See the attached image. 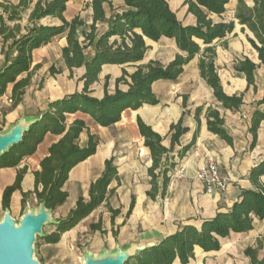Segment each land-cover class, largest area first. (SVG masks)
I'll list each match as a JSON object with an SVG mask.
<instances>
[{
	"label": "trees",
	"instance_id": "trees-1",
	"mask_svg": "<svg viewBox=\"0 0 264 264\" xmlns=\"http://www.w3.org/2000/svg\"><path fill=\"white\" fill-rule=\"evenodd\" d=\"M69 1L0 2V38L4 43L2 54L6 59L4 67L0 70V97L6 94L8 86L12 84V108L22 102L33 76L41 67H32L34 50L48 45L55 37L66 34L67 46L62 49V58L68 70L72 72L74 69L85 68L83 91L50 102L48 109L41 114V121L24 134L22 143L0 158V169L15 168L25 157L36 153L47 134L61 137L51 146L49 155L42 160L40 171L34 173V191L22 193L23 208L32 195L37 199L38 206L44 204L51 211L63 206L68 200V193L63 187L70 172L97 152L99 140L94 135H89L87 146H80L79 139L87 129L86 123L76 120L69 125L66 121L67 114L89 115L99 126L111 128L121 120L126 110H138L144 105H158L159 101L152 91V85L160 80H177L183 74L184 67L196 57H199L200 77L213 90L214 97L222 108L239 111L244 105V94H226L215 66L217 48H228L227 38L233 34L236 23L234 20L215 22L211 16L224 15L231 0H186L184 5L188 7V13L196 19L195 25L188 26L178 19L167 0H122V12L112 15L109 30L102 35L98 34L97 25L106 19V4L115 11L112 0H92L86 5L93 11V23L89 27L80 17L72 21L65 19L64 13ZM253 1L254 7L250 8L245 0H238L235 19L254 35V39L249 38L248 41L258 53L260 62L264 64V0ZM47 18L59 20L60 24H42ZM162 38L174 40L180 51L167 66L158 61H150L137 66L131 74L124 69L121 77L116 79L114 93L107 91V77L104 97L98 99L92 96L90 85L98 80L104 65L124 66L141 63L150 50L147 41L159 42ZM94 44L95 56L88 61L85 51ZM258 67L259 65L249 58L238 60L235 66L237 72L245 74L248 88L254 87V90L257 89L255 74ZM62 72V69H50L52 76ZM23 75L25 77H21ZM122 85L128 89L121 90ZM183 99L185 108L188 99L185 96ZM261 107H264V97L257 103L251 120L249 131L253 136L252 148L256 145L258 131L264 121V110H260ZM203 110V107L196 109L197 118ZM206 118L208 130L233 146V138L224 128L225 119L218 107L209 106ZM183 120L182 117L171 125L168 135L171 142L169 149L163 145L166 137L154 132L140 118L137 121L153 161L148 170L152 189L147 193L152 200H156L160 190L161 197L166 195L170 182L169 173L176 167V163L170 159V154L188 131L183 126ZM1 131L0 129V133ZM188 149L189 147L184 148L179 156L182 157ZM26 172V169L20 170L15 183L4 191V211L10 208L12 195L22 191L21 185ZM262 176L264 161L250 171L249 180L254 188L242 191L240 199L229 210L219 211L213 219L203 221L200 228L189 224L181 226L173 235L138 253L127 264H173L177 259L181 264H189L195 258L196 247L206 253L220 251L222 241L232 233L240 234L253 230L255 219L264 220V185L260 182ZM115 180L118 181L119 177L112 158L106 161L103 175L92 183L89 200L79 198L67 218L59 220L56 230L45 234L42 238L44 244L59 243L63 233L73 229L107 202L109 194H113L109 187ZM133 207L134 202L127 216L131 214ZM110 212L113 218L120 213L112 209ZM91 230L105 233L102 231L101 222L92 224ZM261 252H264V237L258 239L257 247H250L244 253L250 259V264H264V257L260 258Z\"/></svg>",
	"mask_w": 264,
	"mask_h": 264
},
{
	"label": "crops",
	"instance_id": "crops-1",
	"mask_svg": "<svg viewBox=\"0 0 264 264\" xmlns=\"http://www.w3.org/2000/svg\"><path fill=\"white\" fill-rule=\"evenodd\" d=\"M37 1L33 0L34 3ZM91 1L70 0L64 13L65 19L72 21L80 17L88 27L92 25L93 11L90 7H86ZM182 1L172 0L168 3L185 26L195 25V17L188 13V7L184 4L182 19L178 15ZM245 2L248 7H254L253 0H245ZM112 4L115 11H112L108 4L105 5L106 19L97 25L99 35L109 30L112 15L122 12L124 6L122 0H112ZM226 9V13L221 17L211 16L215 22L234 20L236 23L233 34L227 38L228 48L220 46L217 48L215 66L226 94H244V105L239 111L222 108L215 99L213 90L200 77L199 57H196L184 67L183 74L177 80H160L152 85V91L159 101L158 105H144L138 110H126L121 120L111 128L99 126L89 115L67 114L66 121L69 125L76 120L86 123L87 129L79 139L80 146H87L89 135L96 136L99 145L95 155L70 172L69 179L63 187L68 193V200L53 211L54 219H66L79 198L89 200L92 183L103 175L106 161L112 158L119 180L113 181L110 185L109 191L113 190V194H109L107 202L73 229L63 233L59 243L42 246L41 261L45 259L49 263L62 264L71 257L81 259L87 252L100 256L105 251L114 253L118 249L126 250L132 245L138 248L158 245L183 225L189 224L200 228L203 221L213 219L219 211L229 210L240 199L242 191L254 188L249 180V174L253 167L264 161V121L261 123L257 142L253 148V136L249 130L257 103L264 97V64L260 62L258 53L248 41L249 38L254 39V35L235 19L238 0H231ZM183 20H186V23ZM42 24L59 25L60 21L47 18ZM0 43L4 45L1 38ZM147 45L150 50L141 63L124 66L104 65L98 80L90 85L92 96L98 99L104 97L107 77H109L107 91L112 94L116 91V79L121 77L124 69L131 74L137 66L145 65L150 61H158L163 66H167L180 53L175 41L167 38H162L159 42L147 41ZM66 46L67 40L64 34L55 37L48 45L34 50L32 67L37 65L41 67L33 76L22 102L16 108H12V84L8 86L6 94L0 97L1 133L8 131L20 119L41 116L48 109L50 102L83 91L85 68L74 69L72 72L68 70L62 58V49ZM95 53L94 44L85 51L86 60H91ZM245 58L259 65L255 74L256 90L254 87L248 88L245 74L235 70L238 60ZM5 63L3 54L0 56V70ZM52 67L62 69L63 72L52 76L50 75ZM120 89L126 91L128 87L122 85ZM184 96L188 99L185 108ZM209 106L218 107L224 116V128L233 138V146L208 130L206 110ZM200 107L204 110L197 118L196 109ZM260 110H264V107ZM182 117L183 126L188 131L170 154V159L176 163V167L169 173L170 182L166 195L161 197L160 190L156 200H152L147 193L152 189L148 170L152 167L153 161L150 150L144 144L137 121L140 118L154 132L166 137L163 145L169 149L171 142L168 135L171 125ZM60 138L47 134L34 155L25 157L15 168L0 169L1 204L4 191L15 183L18 172L22 169L27 170L21 185L22 191L15 192L10 200L9 210L13 218L22 216L24 210L39 207L37 199L32 195L23 208L22 193L34 191V173L40 171L42 160L49 155L51 146ZM186 147H189L188 151L180 157V153ZM209 161L219 163L222 177L228 185L224 193L206 194L203 183L195 178L199 168ZM260 182L264 185V176L260 178ZM132 202H134L133 210L127 216ZM110 209L119 211V215L113 218ZM99 222L105 233L91 230V225ZM52 227L53 229L47 234L56 230V226ZM262 237H264V220L255 219L253 230L240 234L232 233L222 241L220 251L206 253L196 247L195 258L189 264H250V259L244 252L250 247H257V241ZM263 257L264 252H261L260 258ZM173 264L181 263L177 259Z\"/></svg>",
	"mask_w": 264,
	"mask_h": 264
},
{
	"label": "water",
	"instance_id": "water-1",
	"mask_svg": "<svg viewBox=\"0 0 264 264\" xmlns=\"http://www.w3.org/2000/svg\"><path fill=\"white\" fill-rule=\"evenodd\" d=\"M41 119V116L20 119L8 131L0 133V158L13 147L20 145L24 134ZM58 224L59 220L54 219L53 211L44 204H40L37 209L24 210L19 222L6 209L0 221V264H40L35 257L37 239L45 236V226ZM147 248L149 247L138 248L132 245L126 250L118 249L114 253L105 251L100 256L87 252L81 258V264H127Z\"/></svg>",
	"mask_w": 264,
	"mask_h": 264
},
{
	"label": "built area",
	"instance_id": "built-area-1",
	"mask_svg": "<svg viewBox=\"0 0 264 264\" xmlns=\"http://www.w3.org/2000/svg\"><path fill=\"white\" fill-rule=\"evenodd\" d=\"M195 178L203 183L206 194L224 193L227 190V182L222 177L219 163L209 161L199 168Z\"/></svg>",
	"mask_w": 264,
	"mask_h": 264
},
{
	"label": "rangeland",
	"instance_id": "rangeland-1",
	"mask_svg": "<svg viewBox=\"0 0 264 264\" xmlns=\"http://www.w3.org/2000/svg\"><path fill=\"white\" fill-rule=\"evenodd\" d=\"M168 1L171 3L172 0H168ZM185 1L186 0L182 1V5L180 6L179 11H178V15L180 17H181L182 9L184 7L183 4L185 3ZM181 19H182V17H181ZM183 21L186 23V20H183ZM3 46L4 45H2V43H0V56L3 55L2 54ZM3 216H4V209H3L2 204L0 203V221L3 219ZM20 217L21 216H17L15 218L17 220V222H19ZM52 229H53L52 225H47V226H45L43 232H44V234H47ZM43 245H44V242H43L42 238L39 236L37 239L36 245H35V257H36V259L38 261H40V264H53V263L47 262L48 260H45V259H44V261L43 260L41 261L40 256H42L41 250H43V247H42ZM62 264H81V259H78V257H71V258L66 259Z\"/></svg>",
	"mask_w": 264,
	"mask_h": 264
}]
</instances>
